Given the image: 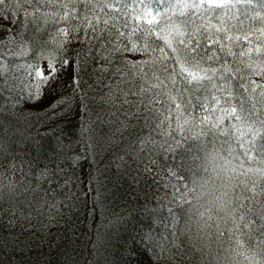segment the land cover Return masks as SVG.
Segmentation results:
<instances>
[{
  "label": "trees",
  "instance_id": "16d2710c",
  "mask_svg": "<svg viewBox=\"0 0 264 264\" xmlns=\"http://www.w3.org/2000/svg\"><path fill=\"white\" fill-rule=\"evenodd\" d=\"M191 2L160 5L185 33L155 27L175 54L136 20L138 0L0 7V264H224L243 253L264 264V156L240 147L251 106L264 115L252 83L264 85V53L241 55L264 49L252 19L264 9L178 6ZM221 20L227 33L213 27ZM179 40L210 80L179 74ZM50 60L58 74L41 83L35 69L47 75ZM170 97L180 119L161 123L178 115ZM218 201L226 210L214 212Z\"/></svg>",
  "mask_w": 264,
  "mask_h": 264
},
{
  "label": "snow or ice",
  "instance_id": "6c2138e0",
  "mask_svg": "<svg viewBox=\"0 0 264 264\" xmlns=\"http://www.w3.org/2000/svg\"><path fill=\"white\" fill-rule=\"evenodd\" d=\"M8 2H14L16 4H20L21 0H0V7L5 6ZM51 2V0H50ZM119 2V0H117ZM139 4L142 5V15L137 16L136 20L144 25L149 26L151 31L149 32L150 35L156 36L158 39L162 40L165 45L171 50L173 54L176 53L177 49L172 46V40L168 39V36L162 35L163 28H161L160 32L155 31V27H160L162 23L167 22L168 23V32L169 35L172 33H175L176 36H183L185 33L181 32L180 26L178 25H172L170 22V17L168 16L167 12L161 13L160 5L164 3V0H156V10H153L152 6V0H138ZM24 3H31V0H24ZM237 5H243L246 7H253V8H261L264 9V0H260L259 4H254L253 0H198V2H191V3H181L178 6L182 9H206L207 11H214L216 9L220 10H226L235 8ZM108 8L113 9L114 11H119L118 8H116L113 4H107ZM180 15H184V12L182 11ZM64 19H68V13H65ZM98 19V18H97ZM253 20H258L261 25H264V15L261 14L260 11H256L254 16L252 17ZM90 23V22H89ZM105 23H107L105 21ZM223 21L221 20V26H213L215 27L216 32H224L227 33V28L223 27ZM260 33L261 36H264V27L258 28L256 30ZM62 34L64 36H67L68 33L65 30H61ZM228 40H232L233 37L227 36ZM236 40L244 39L249 40L248 36L244 37H235ZM250 42V41H249ZM179 44L184 45L185 48H187L186 53V59L185 61H181L178 56H176V63L179 67V74L183 77L185 81H188L189 83H197L199 84L201 81L205 79H211V76L207 74V70L199 68V61L197 60V49L196 46H193L191 48H188V46L185 44L184 40H179ZM213 44H218L219 41H211ZM251 43V42H250ZM132 51H137L138 49L133 46ZM163 52V49L160 50ZM253 52H255L257 55L264 53V49L260 47V45H256L255 48L250 47L247 52H242L241 55H247L250 56ZM190 57V59H188ZM211 59V57H209ZM58 74L55 63L53 61H49L48 64V73L45 75V72L42 68L37 67L35 69V76L38 78V80L41 83H48L51 79H54L56 75ZM258 75H264V72L258 73ZM254 85L253 90L255 88H264V85H257L255 82H252ZM152 87H159V85H153ZM143 91V90H142ZM230 95V93H229ZM261 95L264 96V91L261 92ZM174 106L175 110L178 113L175 117H172L170 115H164L162 116L161 123L164 121H170L171 119H180V111L181 106L180 104L175 103V97L169 98ZM214 103L218 106L220 104V100L218 97H213ZM142 103V101H141ZM59 105H54V107H57ZM217 109H213L215 111ZM224 111L227 112V115L237 121H241L242 116L241 113L244 112L243 107H241L240 111L238 112L237 108L235 106H231L230 110L225 109ZM244 119L251 121V123L248 126V131L251 133V138L247 140L248 146L245 147V143L242 142L240 144V147L244 150L243 155H245L248 159H254L255 155H262L264 156V144L260 146V148H257V138L264 141V115L259 113V110L256 109L255 105L253 104L250 108V110L247 112V115L243 117ZM209 120L208 116H204L202 119V123H205ZM222 122V121H221ZM185 123H187V120H185ZM254 125H259V128L254 127ZM213 127H218V125L213 122ZM239 131V129H237ZM174 175V173H173Z\"/></svg>",
  "mask_w": 264,
  "mask_h": 264
},
{
  "label": "rangeland",
  "instance_id": "374dc122",
  "mask_svg": "<svg viewBox=\"0 0 264 264\" xmlns=\"http://www.w3.org/2000/svg\"><path fill=\"white\" fill-rule=\"evenodd\" d=\"M219 204L221 205L220 208L215 207L214 212H220L222 210H226L225 209V208H227L226 205H224L221 201L219 202ZM204 207H205V205H204ZM217 222H219V221H217ZM242 256H241L242 258L241 257H230V258L227 257L226 260H224V264H261L258 259H256L254 256H253L254 257L253 258L248 253H243Z\"/></svg>",
  "mask_w": 264,
  "mask_h": 264
}]
</instances>
